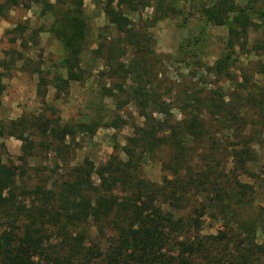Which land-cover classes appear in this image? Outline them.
<instances>
[{"label":"trees","instance_id":"obj_1","mask_svg":"<svg viewBox=\"0 0 264 264\" xmlns=\"http://www.w3.org/2000/svg\"><path fill=\"white\" fill-rule=\"evenodd\" d=\"M252 1L246 0L243 4L244 1L237 0H154L153 3L152 0H118L117 5L130 11L150 7L153 11L146 23H156L181 14L182 7L188 4L205 23L227 27L229 58L234 53L264 54V0ZM27 2L3 0L0 17H6L11 8L28 7ZM71 3L74 7L56 18L55 35L65 51L63 75L48 82L38 68H27L30 62L23 55V50L27 49L24 42L20 44L22 50L5 52L0 69L10 70L20 62L21 70L29 69L37 75L38 89L46 92L51 85L58 96L67 95L70 84L84 77L80 58L83 34L78 17L79 0ZM112 4L113 0H108L103 12L118 37L115 43L100 45L97 50L102 51L110 76L121 81L114 95L125 94L123 104L136 107L142 125L122 148L126 161L112 158L101 166L85 161L83 167L72 168L69 176L54 183L52 188H35L28 207L7 200L6 196L13 194L16 186L18 167L0 159V205L8 212L13 210L15 217L22 215L25 220L19 237L10 232L1 235L0 264H91L93 259L105 264H189L186 254L192 257L204 254L205 264H249V255L256 250L264 260V204L255 219H242L244 207L254 202L255 188L240 180L252 178L264 191V88L245 86L236 80L241 91L232 92L231 98L196 97L193 106L188 104L194 110L176 121L158 94V82L152 79L151 38L143 32L147 24L136 30L132 20ZM253 15H258L261 39L248 48L247 38L256 27ZM118 43L125 48L128 44L133 47L134 57L129 62L120 60ZM226 63L218 62L221 64L216 68L218 74L222 75ZM257 64L256 73L264 78V60ZM222 76L229 78L230 74ZM24 122L25 118H21L18 124ZM31 123L46 138L58 142L83 129L94 133V128L86 124H62L59 119L51 121L38 117ZM124 123V120H117L112 127L119 128ZM11 135L22 141L20 161L34 155L36 145L32 139L23 140L17 133ZM191 141L196 146L201 145L199 156L194 155ZM137 147L149 156L164 147L170 151L169 159L162 162L163 169L171 176L170 180L165 179L167 185L138 176ZM260 150L262 160L258 162ZM194 160L197 164H193ZM199 192L205 193L204 201L198 205L194 201L190 208L191 195ZM166 203L173 209L164 208ZM174 209H185L186 217H176ZM207 209L214 211L216 219L228 230L216 236L196 238L194 233L201 230ZM235 222L238 225L234 230H240V240L228 234ZM90 223L107 239L105 251L99 242L97 246L85 245L88 240L85 226ZM50 227L56 232V242H48ZM81 227L83 231L77 232L75 237L69 234V230L79 231ZM190 234L194 236L183 238ZM255 240L260 244H255ZM173 243L181 250L178 255L169 256L166 250ZM231 245L234 248L229 249Z\"/></svg>","mask_w":264,"mask_h":264},{"label":"rangeland","instance_id":"obj_2","mask_svg":"<svg viewBox=\"0 0 264 264\" xmlns=\"http://www.w3.org/2000/svg\"><path fill=\"white\" fill-rule=\"evenodd\" d=\"M2 1L0 0V3ZM72 1L32 0L31 3L27 2L28 7L11 8L6 17H0V60L10 49L22 50L20 44L24 42L27 43V49L23 50V55L30 62L27 68H38L48 82L57 75H63L65 51L61 40L55 35V28L58 26L56 18L58 15H66L69 9L74 7L71 5ZM107 1L79 0L78 17L81 22L80 32L83 34L80 58L84 77L80 82L70 84L67 95L58 96L51 85L47 87L46 92L38 89L37 75L29 69L21 70L20 62L10 70L0 69V159L3 163L18 167L13 194L6 196L9 202L28 207L35 188H52L54 183L69 176L72 168L83 167L85 161L101 166L112 158L119 161L127 159L122 148L128 145L129 138L135 137V130L142 125V119L133 104H123L125 94L114 95L117 83L121 81L110 76L102 51L97 50L100 45L104 47L115 43L118 37L115 27L108 22L103 12ZM237 1H244L243 4L246 2ZM117 2L118 0H113L112 6L119 8L132 20L133 26H137L136 30L147 24L143 32L151 38L152 79L158 82V94L162 96L168 106V112L176 121H181L194 110L188 104L193 106L196 97L231 98L232 92L241 91L236 86V80L245 86L264 88V78L256 73L257 63L264 60V54L234 53L232 57L227 58L229 51L226 46V26L205 23L188 4L182 7V13L179 15L169 16L156 23H146L152 15V8L130 11L124 6L119 7ZM257 17L258 15L252 17L256 27L250 31L247 38L248 48L261 39L262 29L259 28L261 25H258ZM117 45L120 49V60L127 59L129 62L134 57L133 47L128 44L125 48L122 43ZM218 62H227L222 75L229 73V78L217 73L216 68L221 65ZM126 82L129 86L130 80ZM186 101L188 103H184ZM201 110L204 111L205 108ZM38 117L51 121L59 119L62 124H86L94 128V133L90 134L89 130L83 129L63 142L49 140L31 123V120ZM21 118H25L26 122L18 124ZM117 120H124L125 123L119 128H113L112 124ZM12 133L20 134L23 140L29 137L34 141L36 147L32 157L24 161L19 160L22 156V141L16 139ZM189 144L195 151L194 155L199 156L202 152L201 145L196 146L192 141ZM135 152L140 166L138 176L159 185H167L165 179L170 180L171 176L168 170L163 169L162 162L169 159L170 151L164 147L149 156L137 147ZM257 156L258 162L261 161V150ZM193 164L197 162L194 160ZM240 180L252 184L255 188L254 202L249 207L245 206L241 214L242 219L253 220L261 212L264 191L260 183L252 178L242 177ZM94 181L96 182L95 177ZM205 197V193L200 192L191 195L190 208L194 201H197L198 205ZM164 208L173 209L167 203ZM12 212L13 210L8 212L4 205H0V237L4 232L19 237L22 232L24 217H15ZM186 214L185 209L175 210L176 217H186ZM216 217L214 211L206 210L201 230L194 233L196 238L216 236L219 232L228 230ZM237 225L235 222L228 231L232 238L240 234V230H234ZM82 231L81 227L79 231L69 230V234L75 237L77 232ZM85 231L88 237L85 241L87 247L97 246L99 242L102 243L103 251L106 250L107 239L99 235L91 223L85 226ZM48 234L51 236L48 242H56V232L52 227ZM194 235L183 238L189 239ZM257 236L260 238V233H257ZM239 238L237 239L240 240ZM175 244L166 250L167 255H178L181 248ZM255 244L260 243L257 240ZM231 248L234 247L231 245L229 249ZM203 256L204 254L192 257L186 254L185 260L189 261V264H205ZM262 262L264 260L260 258L257 250L250 253L249 264ZM91 264L105 262L93 259Z\"/></svg>","mask_w":264,"mask_h":264}]
</instances>
